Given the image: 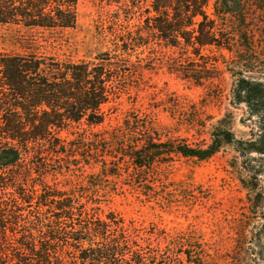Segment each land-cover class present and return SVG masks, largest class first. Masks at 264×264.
Listing matches in <instances>:
<instances>
[{
	"label": "trees",
	"instance_id": "trees-1",
	"mask_svg": "<svg viewBox=\"0 0 264 264\" xmlns=\"http://www.w3.org/2000/svg\"><path fill=\"white\" fill-rule=\"evenodd\" d=\"M103 2L114 9L95 37L107 47L73 61L41 52L42 34L74 28L78 0H0V25L22 32L16 50L0 51V264H264V0ZM159 73L205 93L167 92ZM225 74L242 135L230 110L207 112ZM131 98L137 113L106 129ZM227 150L243 206L208 240L150 232L104 208L116 190L96 178L133 176L150 196L137 180L147 170Z\"/></svg>",
	"mask_w": 264,
	"mask_h": 264
},
{
	"label": "rangeland",
	"instance_id": "rangeland-1",
	"mask_svg": "<svg viewBox=\"0 0 264 264\" xmlns=\"http://www.w3.org/2000/svg\"><path fill=\"white\" fill-rule=\"evenodd\" d=\"M103 1L78 0L76 26L43 33L42 36L47 41H42L41 52L55 55L59 59L78 61L93 58L104 50L106 43L98 40L95 32L96 28L99 30L102 27L101 13L114 9V6H108ZM21 33L15 27L0 25V51L16 50V37ZM224 77V96L208 105L207 112L218 118L230 110L233 114V129L237 135H242L245 127L239 119L243 115V107L232 108L228 105L226 95L229 79L226 74ZM152 79L158 88L194 101L199 100L206 90L161 73L153 75ZM135 101L136 99L131 98L128 103L123 99L118 109L109 114L103 126L111 129L120 124L127 111L137 113L141 100L137 99L134 103ZM151 118L152 116L149 119ZM156 119L161 124L171 123L167 113L162 111L157 112ZM229 156L228 150L221 151L203 162L177 159L171 165L147 170L137 180L143 182L150 196H141L136 187L131 186L138 185V181L133 182V176L96 178L103 187L116 190L111 198H102L109 200L104 208L119 213L127 222L132 221L150 232L159 230L173 236L193 230L204 240H208L230 217L238 216L243 206L244 192L227 164ZM92 157L98 161L102 159L96 154ZM96 171L87 170V174L95 177L91 173Z\"/></svg>",
	"mask_w": 264,
	"mask_h": 264
}]
</instances>
